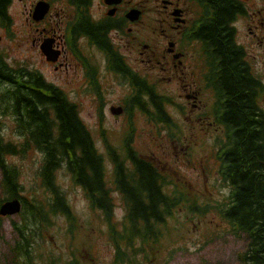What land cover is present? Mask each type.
<instances>
[{"label": "trees", "instance_id": "trees-1", "mask_svg": "<svg viewBox=\"0 0 264 264\" xmlns=\"http://www.w3.org/2000/svg\"><path fill=\"white\" fill-rule=\"evenodd\" d=\"M9 1L0 0V25L5 27L11 23ZM211 1L218 7L217 21L201 25L195 37L214 43L211 46L222 63L220 83L229 95L224 127L230 138L221 161L230 199L221 206L219 214L232 225L235 234L242 233L246 239L237 260L229 264H264V116L258 106L256 118L253 103L255 86L258 96L264 91L261 81L256 82L248 73L242 49L234 44L233 29L227 22L240 7L231 0ZM0 82L7 86L0 93V118L2 114L12 115L15 131L22 138L20 143L5 140L0 131V187L5 200L17 197L23 204L18 214L21 221H11L16 234L9 247L12 264H60L59 255L43 258L40 250L57 215L67 220V232L72 239L75 237L77 218L65 191L57 184L58 171L63 166L83 189L91 209L100 212L99 217L107 226L108 242L114 248L112 264H165L167 259L160 255L169 233V218L182 203L192 200L183 191H169L174 181L152 160L139 155L132 144V131L127 132L121 152L104 137L113 166L110 185L103 155L66 93L38 70L25 65L10 66L1 54ZM145 93L155 109L149 112L145 106L144 112L155 122L173 128L175 123L154 94V87L146 83ZM32 149L42 153L37 172L40 189H32L26 196L22 194L25 188L20 182L21 170L9 158L26 157ZM114 191L123 203L120 220L115 217ZM189 208L203 215L207 210L196 200ZM77 253L72 248L69 262L63 264H83Z\"/></svg>", "mask_w": 264, "mask_h": 264}, {"label": "rangeland", "instance_id": "rangeland-1", "mask_svg": "<svg viewBox=\"0 0 264 264\" xmlns=\"http://www.w3.org/2000/svg\"><path fill=\"white\" fill-rule=\"evenodd\" d=\"M9 12L13 18L12 29L0 26V52L12 66L26 65L39 70L47 79L62 84L71 96L79 93L81 98V115L91 130L99 152L103 155L106 166V178L113 184L112 163L101 138L98 115L94 108L92 95L86 93L79 85L77 71L56 70L55 65H49L34 39L36 33L31 19L27 20L28 11L24 5L16 1ZM33 39V41H32ZM239 39L247 47L249 60L260 79L264 81V36L252 37L246 27L239 28ZM188 50V49H187ZM189 52L197 49H189ZM195 65L194 75L188 78L201 84L200 63L197 54L192 59ZM165 62H148L145 73L149 80L154 81L161 92L173 102L167 110L175 121V127L168 129L162 124L151 121L138 108L132 110L135 135L134 145L143 155L160 165V170L177 184L170 190L183 191L189 199L196 200L198 205L207 206L205 214L191 212L189 204H181L169 218V233L164 238V251L160 258L167 259L165 264H229L237 260V254L246 244L244 234H235L233 227L224 220L218 210V203L226 202L229 188L221 179L219 173L220 161L217 156L218 141L213 140L217 132L213 127L198 120L199 112L193 110L183 97L185 81L180 76L167 80L162 72ZM78 74V72H77ZM188 75V74H187ZM107 102L104 107V126L107 138L120 152L123 137L127 130L130 114H115L111 108L119 107L121 99L126 95L127 87L116 85L109 81L107 84ZM194 88L196 85L191 83ZM126 86V85H125ZM7 86L0 82V93ZM203 101L207 96L202 91ZM264 109V99L261 100ZM148 108V105H146ZM0 131L5 140L20 143L21 136L15 131V120L12 115L2 114ZM42 160V153L32 149L26 157L20 155L9 158L21 170L20 182L24 185L22 194L28 196L32 189L39 190L37 172ZM1 179V172H0ZM57 184L65 191L69 203L77 218L76 235L72 239L67 232L68 222L57 215L45 233L46 240L40 245L43 258L55 253L61 257L60 264L68 263L70 250L77 249L78 257L83 264H112L113 246L108 242L107 226L100 219L99 211L92 210L82 188L75 184L71 175L63 166L58 171ZM178 182V183H177ZM115 202V217L120 220L124 214L120 195L113 192ZM5 198L0 187V201ZM186 205V206H184ZM21 221L19 215H0V264H12L9 247L14 243L16 234L11 221ZM49 234V235H48ZM172 251V252H171ZM171 253V255H169ZM91 258L93 261H91Z\"/></svg>", "mask_w": 264, "mask_h": 264}, {"label": "flooded vegetation", "instance_id": "flooded-vegetation-1", "mask_svg": "<svg viewBox=\"0 0 264 264\" xmlns=\"http://www.w3.org/2000/svg\"><path fill=\"white\" fill-rule=\"evenodd\" d=\"M16 1L27 8V20L31 19L34 24V39L39 47L45 44L49 56H54V61H50L42 52L46 62L55 65L58 71L78 72L75 73L79 82L76 87L92 95L98 121L101 118L104 121L106 84L110 80L118 86L127 87L118 114L128 115L131 108H138L144 113L142 108L150 103L149 95L145 93L147 83L154 87V94L173 120L167 110L173 105L172 100L145 73L146 63L163 61L165 78H183L186 103L199 112V121L217 131L213 140L226 139L223 123L229 95L221 85V59L215 55L212 41L195 37L201 25L217 21L218 7L211 0H10L8 12ZM231 1L240 7L227 21L233 29V42L242 49L243 62L257 82L258 74L249 60L247 47L239 39V28L244 25L256 39L264 36V0ZM132 10L134 14H131ZM12 24L11 15V29ZM189 49H197L198 52L194 50L192 53ZM196 54L200 63L201 84L188 79L194 75L190 67L195 66L192 59ZM45 79L66 93L68 99L82 111V101L76 88V94L71 96L62 84ZM256 87L253 103L257 118V107L261 108L263 116L264 109ZM202 91L208 103L203 101ZM111 111L114 113L113 107ZM129 118L134 122L132 116Z\"/></svg>", "mask_w": 264, "mask_h": 264}, {"label": "water", "instance_id": "water-1", "mask_svg": "<svg viewBox=\"0 0 264 264\" xmlns=\"http://www.w3.org/2000/svg\"><path fill=\"white\" fill-rule=\"evenodd\" d=\"M134 13L135 11L132 10L131 14ZM50 58L53 59L54 56ZM20 209H21V201L19 198L8 199L0 204V215H13L18 213Z\"/></svg>", "mask_w": 264, "mask_h": 264}]
</instances>
